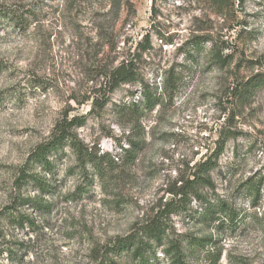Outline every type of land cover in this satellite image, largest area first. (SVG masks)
Segmentation results:
<instances>
[{"label":"rangeland","instance_id":"rangeland-1","mask_svg":"<svg viewBox=\"0 0 264 264\" xmlns=\"http://www.w3.org/2000/svg\"><path fill=\"white\" fill-rule=\"evenodd\" d=\"M146 35L145 81L160 92L171 70L180 84L133 116L123 107L140 102V86L111 94L104 73ZM210 40L233 55L229 64L212 61ZM258 73L264 0H0V264L98 263L105 247L172 200L220 134L230 138L212 189L176 205L169 225L174 237L204 240L193 264H264V89L247 103L229 98ZM93 100L107 105L90 113ZM75 116L86 117L77 138L105 156L102 177L66 148L51 156L52 173L31 170L46 192L33 182L18 188L29 155ZM131 142L132 162L123 151ZM156 257L166 264L160 250ZM118 264L136 263L124 254Z\"/></svg>","mask_w":264,"mask_h":264},{"label":"trees","instance_id":"trees-1","mask_svg":"<svg viewBox=\"0 0 264 264\" xmlns=\"http://www.w3.org/2000/svg\"><path fill=\"white\" fill-rule=\"evenodd\" d=\"M12 23L16 25L24 24L18 17H11ZM207 42L206 40L204 41ZM199 44V43H198ZM210 55L215 64L226 66L232 61L231 53L224 54L225 49L218 47L216 43L209 41ZM150 49V41L148 35L143 41H140L134 52L128 57L122 59L117 65H113L105 71V84L108 86L109 93L115 92L121 86L129 87L140 86L141 99L138 103H129L124 105L123 111H129L133 116H138L149 112L159 104L165 95L168 98L171 94L178 90L180 79L169 71L162 80V90L158 91V87L148 84L144 75L139 71L138 64L144 56L145 52ZM264 89V76L256 74L248 80L241 81L230 89L229 98L241 103L249 102L255 93ZM107 102L97 103L92 101L90 113L94 112L96 107L102 111ZM86 117H65L56 123L50 138L37 146L29 155L24 167L18 172L14 180L15 185L20 188L24 184L33 182L40 191L46 192L47 185L38 175L32 173L34 166L41 167L45 173H52L54 165H52L51 156L59 160L66 148H69L75 155L76 162L84 168L85 165L92 164L96 170V175L102 177V166L105 156H97L89 152L88 148L77 138L75 130L84 126ZM230 137L219 135L215 149L211 155L196 165L191 179L183 184L179 191H172V200L162 204L161 209L155 214L154 218L141 226L135 227L130 233L123 237L116 238L111 245L105 247L103 254L98 257L96 264H118L124 254L129 255L136 264H156L158 263V250L166 260V264H193V258L196 256L199 248H204V240H197L193 237H174L173 231L169 225V219L176 205L182 204L189 196L203 199L198 195L201 188H211L212 180L211 172L217 167V162L223 154L226 143ZM129 149L123 150L128 155L130 162L133 161V153L137 149V145L133 142L129 143ZM112 162L111 160L108 161ZM259 186H256L255 193L258 194ZM179 199L174 200V198ZM205 213L211 214V206L206 202ZM209 206V207H208ZM220 208L223 212L233 214L226 205L221 204Z\"/></svg>","mask_w":264,"mask_h":264}]
</instances>
